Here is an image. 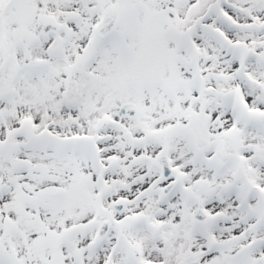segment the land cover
<instances>
[{
	"label": "snow or ice",
	"instance_id": "1",
	"mask_svg": "<svg viewBox=\"0 0 264 264\" xmlns=\"http://www.w3.org/2000/svg\"><path fill=\"white\" fill-rule=\"evenodd\" d=\"M0 264H264V0H0Z\"/></svg>",
	"mask_w": 264,
	"mask_h": 264
}]
</instances>
